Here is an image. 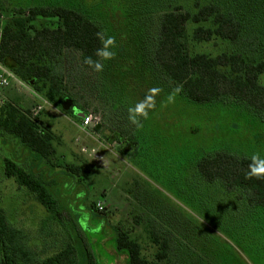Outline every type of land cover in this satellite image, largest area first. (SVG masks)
<instances>
[{"label":"rangeland","instance_id":"1","mask_svg":"<svg viewBox=\"0 0 264 264\" xmlns=\"http://www.w3.org/2000/svg\"><path fill=\"white\" fill-rule=\"evenodd\" d=\"M26 1L43 4L65 1L74 6L89 5L93 11L97 8L101 17L98 23L115 34L131 31L129 44L133 47L144 32L143 22L137 20L143 16L134 19L131 16L134 4L138 10L142 9L145 0ZM214 1L183 0V3L192 7L195 2L202 5ZM254 3L257 12L253 7V13L263 19L264 0H251V5ZM248 9L245 7L244 11L250 13ZM10 15L1 13L3 26ZM36 26L53 24L39 21ZM194 27L188 24L182 40L187 54L215 57L229 52L230 48L217 39L208 43L193 41ZM261 47L264 49V45ZM115 62L125 64L123 54ZM137 67L122 66L121 71L116 70L114 63L108 70L99 92L106 111L86 94L68 97L71 106L63 111L24 83L7 91L0 114L5 104L27 114L39 128L51 134L55 153L45 160L24 149L16 153L12 138L0 131V210L6 222L21 232L24 245L38 260L52 256L71 241L78 264H87L90 252L94 264H122L115 256L120 253L115 249V229L126 231L140 245L142 257L153 261L157 246L151 242L149 231L154 216L147 208H161L162 218L180 227V242L190 245L208 264H264V207L250 206L242 193L227 192L218 183L205 182L195 168L201 156L224 153L250 159L253 153H264V120L246 109L190 104L154 85L152 78ZM260 82L264 85L263 77ZM93 87L95 83L91 90ZM151 88L160 91L154 96L148 118L136 130L139 137L136 150L130 151L133 142L127 145L126 136L123 143L108 141L115 139V134H122L120 121L111 114V105L118 108L121 100L132 106L143 100ZM79 113L100 115L101 129L81 131ZM81 146L97 149L103 165L84 155ZM4 159L23 160V167L39 177L44 175L42 179L47 172L55 173L54 180H43L46 190L57 199L59 218L4 176ZM116 170L120 171V177L111 179ZM101 201L104 212L99 215L93 207ZM104 219L108 227L103 230L100 225ZM170 258V263L160 264L174 263L173 255Z\"/></svg>","mask_w":264,"mask_h":264},{"label":"trees","instance_id":"2","mask_svg":"<svg viewBox=\"0 0 264 264\" xmlns=\"http://www.w3.org/2000/svg\"><path fill=\"white\" fill-rule=\"evenodd\" d=\"M37 3L0 0V16L2 12L11 13L3 26L0 61L50 105L62 109L65 98L86 94L106 111L99 92L115 63L116 70H121L122 66H131V69L139 66L154 85L190 104L246 109L264 120V85L260 82L261 77L264 78V49L261 47L264 45V14L263 19L256 17L253 7L256 11L257 5H251V0H215L202 5L195 2L192 7H185L183 0H145L139 10L134 4L131 17L143 16L137 20L142 21L144 27L143 34L136 40L138 45L134 44L135 49L129 44L131 31L115 34L98 23L101 17L97 8L93 11L89 5L74 6L65 1ZM1 6L12 10H2ZM245 7L250 13L244 11ZM39 21H50L53 26L37 28ZM188 24L195 25L193 41L208 43L217 39L230 48L229 52L215 57L187 54L182 40ZM100 31L115 37L116 55L103 62V71L97 73L84 60L87 57L98 59L95 52L101 47L97 38ZM121 54L125 64L118 65L115 60ZM118 103V108L111 105V114L120 121L122 134H115V139L108 141L123 143L122 138L126 136L127 145L133 142L130 151L136 150L137 128L127 119L130 105L121 100ZM0 115L2 134L16 138L42 160L55 153L51 134L39 128L27 114L5 104ZM101 127L102 124L97 130ZM249 163V158L215 153L199 157L195 168L205 182L218 183L227 192L242 193L250 206L264 207V177H247ZM3 173L47 210L56 212L57 199L46 190L41 177L9 159L3 161ZM93 210L103 214L95 207ZM147 210L154 216L149 235L157 252L153 261L146 260L141 255L140 245L130 239L126 231L115 229V249L127 256V264L170 263L171 255L175 259L172 264H208L190 245L180 242V227L167 223L162 218L161 208ZM56 217L59 218V211ZM22 238L21 232L6 222L0 210V264H78L71 241L52 256L38 260ZM87 259V264H94L91 252Z\"/></svg>","mask_w":264,"mask_h":264},{"label":"clouds","instance_id":"3","mask_svg":"<svg viewBox=\"0 0 264 264\" xmlns=\"http://www.w3.org/2000/svg\"><path fill=\"white\" fill-rule=\"evenodd\" d=\"M97 38L100 40L101 47L96 49L95 55L98 58L93 60L91 57H87L84 63L90 66L95 72L99 73L103 71V62L109 61L116 55L115 52V37L107 35L105 32L100 31L97 33ZM160 91L159 88L149 89L148 94L141 101L135 102L127 109V119L136 128L142 127L141 121L147 119L149 115V109L154 106V96ZM92 119L91 116L84 118V124L87 125ZM247 177H264V153L256 152L250 156V163L248 165Z\"/></svg>","mask_w":264,"mask_h":264},{"label":"built area","instance_id":"4","mask_svg":"<svg viewBox=\"0 0 264 264\" xmlns=\"http://www.w3.org/2000/svg\"><path fill=\"white\" fill-rule=\"evenodd\" d=\"M2 19L0 18V50H1V39H2V31H3V25H2ZM24 86L23 82H21L8 68H6L0 61V106H2L6 101V92L13 86ZM40 110V108H38ZM37 112V111H36ZM32 115H36V113H32ZM91 116L92 119L89 121L87 125L84 124V118ZM99 126H101V117L100 115H92L90 113L83 114V116L80 118L79 128L83 132H89V131H95ZM111 146V145H110ZM80 151L95 160L97 163L103 165V159L102 157L97 155V149L95 148H87L84 146L80 147ZM106 166V165H105ZM95 209L99 213L104 212V203L97 202L95 204Z\"/></svg>","mask_w":264,"mask_h":264},{"label":"crops","instance_id":"5","mask_svg":"<svg viewBox=\"0 0 264 264\" xmlns=\"http://www.w3.org/2000/svg\"><path fill=\"white\" fill-rule=\"evenodd\" d=\"M9 91V90H8ZM6 94H7V92H6ZM7 137H10V138H12V141H13V143L16 145V148H15V152L16 153H21L22 152V150L24 149V150H27L25 147H23L22 145H19V143H18V141H17V139L16 138H14V137H12V136H10V135H8ZM19 146V147H18ZM22 148V149H19V148ZM24 152V151H23ZM25 153H27V152H25ZM4 161V160H3ZM2 161V162H3ZM16 163L19 165H24L23 164V160L21 161V160H19V161H16ZM104 167H106V166H104ZM61 175H64V174H62L61 173ZM67 175V174H66ZM55 173L53 172L52 174H50L49 172H47V174L45 175V178H43V179H48V180H54V178H55ZM41 178L42 177H44V175L43 176H40ZM113 177H120V171H118V170H116L114 173H113V175H112V177H111V179L113 178ZM53 178V179H52ZM118 179V178H117ZM49 181V182H50ZM101 229H106L107 227H108V223H107V221L104 219L103 220V222L101 223ZM115 232V231H114ZM114 236H115V233H114ZM115 256L117 257V258H120L121 259V261H122V264H127L128 263V258H127V256L124 254V253H116L115 254Z\"/></svg>","mask_w":264,"mask_h":264},{"label":"water","instance_id":"6","mask_svg":"<svg viewBox=\"0 0 264 264\" xmlns=\"http://www.w3.org/2000/svg\"><path fill=\"white\" fill-rule=\"evenodd\" d=\"M71 106V101L68 98H65V100L63 101L61 108L63 111H67ZM83 116V115H82ZM80 116V117H82Z\"/></svg>","mask_w":264,"mask_h":264},{"label":"flooded vegetation","instance_id":"7","mask_svg":"<svg viewBox=\"0 0 264 264\" xmlns=\"http://www.w3.org/2000/svg\"><path fill=\"white\" fill-rule=\"evenodd\" d=\"M79 116H82V114L79 113Z\"/></svg>","mask_w":264,"mask_h":264}]
</instances>
